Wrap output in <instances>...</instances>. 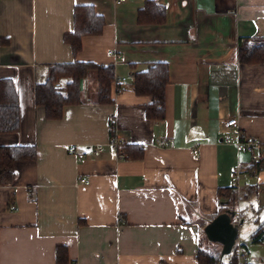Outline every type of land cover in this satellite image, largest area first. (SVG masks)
<instances>
[{"label":"crops","instance_id":"obj_1","mask_svg":"<svg viewBox=\"0 0 264 264\" xmlns=\"http://www.w3.org/2000/svg\"><path fill=\"white\" fill-rule=\"evenodd\" d=\"M115 1L0 0V78L14 82L20 106L18 131L0 135V145L36 148L35 159L13 163L14 181L0 184V264H56L59 245L67 264H197L200 244H218L205 227L225 212L221 190L234 192L229 210L264 202V165L253 176L254 155L223 142L220 123L236 117L234 139L243 132L264 144V63L237 58L239 42L264 39V0H153L166 8L161 25L137 23L146 0ZM76 5H92L105 24L73 55L62 37ZM72 61L112 65L125 83L112 82L111 103L96 104L94 73L88 94L81 82V102L48 120L33 86L47 65ZM154 62L168 66L161 120L145 117L150 99L131 89L133 74ZM111 121L140 158H116L106 145ZM81 175L90 180L84 192ZM235 216L244 223L241 210ZM263 223L238 228L234 246L248 258L238 264H264V240L251 241Z\"/></svg>","mask_w":264,"mask_h":264},{"label":"trees","instance_id":"obj_2","mask_svg":"<svg viewBox=\"0 0 264 264\" xmlns=\"http://www.w3.org/2000/svg\"><path fill=\"white\" fill-rule=\"evenodd\" d=\"M166 8L156 4L153 0H146L142 8L137 11V23L161 25L165 21ZM105 20L95 12L92 5H76L72 10V30L63 35V42L67 44L73 55L81 49L83 36H96L102 32ZM6 39L1 38L0 43ZM237 58L240 63H264V39L242 40L237 46ZM94 71L96 104L111 103V84L114 80L112 65H97L92 62L72 61L67 63L49 64L46 66L43 81L35 82L33 86L34 104L41 107L48 120L60 119L66 106L80 103L82 100L81 82L88 71ZM66 79L59 85L60 79ZM168 83V66L165 62H154L144 70L133 74L132 91L138 96H147L150 101L145 106L144 115L147 119L161 120L165 113V87ZM20 126V106L18 91L12 80L0 78V135L14 134ZM109 134H114V125L109 122ZM123 150L132 158H140L142 150L135 145H124ZM34 145H0V184L9 185L15 179L13 163L16 161H30L35 159ZM264 162H254L253 168L260 171ZM223 191V192H222ZM224 204L222 209L229 210L235 202L234 192L223 189L219 192ZM264 240V223L255 231L251 241ZM213 244V243H210ZM216 245V244H214ZM197 264H238L236 247L228 253H222L219 243L215 247L198 246L195 253ZM56 264H67L65 246L59 245L55 249Z\"/></svg>","mask_w":264,"mask_h":264},{"label":"built area","instance_id":"obj_3","mask_svg":"<svg viewBox=\"0 0 264 264\" xmlns=\"http://www.w3.org/2000/svg\"><path fill=\"white\" fill-rule=\"evenodd\" d=\"M123 0H116L115 3L119 4ZM113 82L116 85V89L119 83H125V79L121 78H114ZM220 123L223 125L225 128V131L221 135V140L227 144H233L237 150L239 151H246L254 155V162H264V144L261 143L259 140L256 138L247 136L243 132H237V136L234 139L231 135V130H237L238 129V120L236 117H228L224 118L220 121ZM157 146H163V142L161 140H157L156 142ZM106 145L116 152V158L117 159H128L129 156L128 154L123 150V146L125 145V141L122 138H118L114 132L113 135L109 136V139L106 143ZM92 150L95 154H100L103 150V145L101 144H96L92 146ZM77 147L75 145H70L67 148V152L70 154H76ZM76 160L80 161L81 157L76 155ZM239 172V169H235L234 173L235 175ZM256 169H252V174L255 176L257 174ZM90 185V180L89 177L85 175H81L77 178L76 181V186L77 188L84 192L87 190V188ZM11 210H15L16 207L14 205L10 206ZM235 245V244H234ZM236 258L237 262H242L246 263L248 261L247 255L241 251L240 248L236 249Z\"/></svg>","mask_w":264,"mask_h":264},{"label":"water","instance_id":"obj_4","mask_svg":"<svg viewBox=\"0 0 264 264\" xmlns=\"http://www.w3.org/2000/svg\"><path fill=\"white\" fill-rule=\"evenodd\" d=\"M235 212L225 210L224 213L217 215L206 227L207 237L214 242L222 244V253H228L234 246L237 234L238 224L232 223Z\"/></svg>","mask_w":264,"mask_h":264},{"label":"rangeland","instance_id":"obj_5","mask_svg":"<svg viewBox=\"0 0 264 264\" xmlns=\"http://www.w3.org/2000/svg\"><path fill=\"white\" fill-rule=\"evenodd\" d=\"M93 76H94V72L92 70H90L87 72V75L84 79L85 87L87 89V91L85 92L86 94H88V91H90L88 89L91 88L92 81L94 78ZM249 203L250 202L242 200L238 203L237 207L235 208V211H234L235 213H237L241 210L242 213L244 214V216H243L244 219L242 218L244 220V223L242 222V224H241V220H237V217L235 215L231 219L232 223L234 225L238 224V228L241 226L243 227L246 224H250V223L253 224L254 222H256V220L261 222L264 219V202H259V200H257V198L251 199V203H253L252 207L255 211V215H254L255 217H252V207H249ZM232 209H233V206H232ZM231 211H233V210H231ZM202 246H204V244ZM208 246L209 247H215L216 245L209 244Z\"/></svg>","mask_w":264,"mask_h":264}]
</instances>
